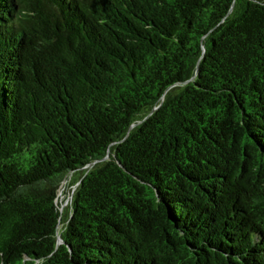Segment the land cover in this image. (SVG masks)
<instances>
[{
  "label": "trees",
  "instance_id": "trees-1",
  "mask_svg": "<svg viewBox=\"0 0 264 264\" xmlns=\"http://www.w3.org/2000/svg\"><path fill=\"white\" fill-rule=\"evenodd\" d=\"M0 264H264V0H0Z\"/></svg>",
  "mask_w": 264,
  "mask_h": 264
},
{
  "label": "rangeland",
  "instance_id": "rangeland-1",
  "mask_svg": "<svg viewBox=\"0 0 264 264\" xmlns=\"http://www.w3.org/2000/svg\"><path fill=\"white\" fill-rule=\"evenodd\" d=\"M68 183H69V179H67L63 183L61 190L59 192L58 202H59V205H61L62 210H64V208H66L70 205L72 193H73L74 188H75V185L74 186L68 185Z\"/></svg>",
  "mask_w": 264,
  "mask_h": 264
},
{
  "label": "water",
  "instance_id": "water-1",
  "mask_svg": "<svg viewBox=\"0 0 264 264\" xmlns=\"http://www.w3.org/2000/svg\"><path fill=\"white\" fill-rule=\"evenodd\" d=\"M61 210H62V207H61ZM58 243H62V238L61 237H58Z\"/></svg>",
  "mask_w": 264,
  "mask_h": 264
}]
</instances>
